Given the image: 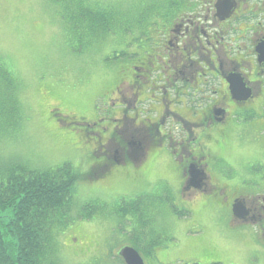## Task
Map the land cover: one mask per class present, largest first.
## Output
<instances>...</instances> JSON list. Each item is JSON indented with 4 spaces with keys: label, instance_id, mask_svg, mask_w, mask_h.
Returning <instances> with one entry per match:
<instances>
[{
    "label": "flooded vegetation",
    "instance_id": "af4514ba",
    "mask_svg": "<svg viewBox=\"0 0 264 264\" xmlns=\"http://www.w3.org/2000/svg\"><path fill=\"white\" fill-rule=\"evenodd\" d=\"M143 1L146 15L130 17L123 51L106 56L105 115L94 103L82 130L95 131L86 133L92 162L76 173L102 183L114 170L142 179L143 166L160 158L178 174V203L194 212L172 206L179 238L162 240L167 233L145 218L140 251L131 223L117 258L129 247L143 264H264V0ZM142 196L119 197L115 208ZM152 198L157 207L145 216L171 205Z\"/></svg>",
    "mask_w": 264,
    "mask_h": 264
},
{
    "label": "rangeland",
    "instance_id": "374dc122",
    "mask_svg": "<svg viewBox=\"0 0 264 264\" xmlns=\"http://www.w3.org/2000/svg\"><path fill=\"white\" fill-rule=\"evenodd\" d=\"M135 1L113 0L121 3V8ZM130 9L132 13L137 11L134 7ZM65 16L62 7L52 0H0V62L13 69L19 86L18 98L23 105L20 128L0 131V182L7 178L11 168L22 165L57 169L69 164L84 170L92 162L85 148L89 143L86 133L90 139L95 131L82 130H86L85 123L94 117V103L105 115L99 96L108 88L110 68L104 62L108 54L123 51L126 34L107 33L96 48L82 50L79 55L71 52L70 47L77 44L74 41L77 33L74 37L70 33L67 21L63 20ZM129 26L125 25L127 31ZM64 32H68V36ZM240 149L247 153V147ZM143 168L142 179L134 173L127 179L124 172L114 170L105 183L93 178L82 179L75 185L74 207L102 204V208L90 220L68 218L67 222L57 224L53 240L58 264L124 263L116 256L127 244L129 224L133 225L134 217L128 215L124 220L115 216L119 197H170L171 205H163L160 213H150L151 229L157 233L165 231L167 234L161 236L162 240H168L171 234L175 235L174 239L179 238L174 229L181 224L174 219L172 206L186 212L189 206L178 203L180 182L172 162L158 158ZM220 171L228 173L225 168ZM101 188L108 193L98 191ZM193 196L192 192L186 198ZM193 209L205 218L206 211L201 209L200 203L193 205ZM203 220L209 233L210 224L207 219ZM193 232L192 228L188 230V233ZM162 244L168 246L166 242ZM203 246L202 243L197 248ZM172 254L170 251L169 255ZM164 264L171 261L166 260Z\"/></svg>",
    "mask_w": 264,
    "mask_h": 264
},
{
    "label": "trees",
    "instance_id": "16d2710c",
    "mask_svg": "<svg viewBox=\"0 0 264 264\" xmlns=\"http://www.w3.org/2000/svg\"><path fill=\"white\" fill-rule=\"evenodd\" d=\"M52 1L66 13L63 20L67 21L73 37L77 33L74 39L77 44L70 49L79 55L82 50L96 48L107 33L124 35L129 17L141 16L140 12L132 13L130 8L141 12L144 9L143 0H137L127 8H121V3L113 0ZM142 14L146 15L145 12ZM18 91L13 69L0 62V131H15V127L19 129L21 126L23 105ZM79 179L82 178L69 164L46 170L22 165L8 171L7 178L0 182V264H58L53 240L57 224L67 222L68 218L90 220L102 208V204L73 206L75 185ZM145 199L151 203L147 205ZM117 207L115 216L119 219L125 220L128 215L134 217L136 236L131 241L140 251V245L136 246L135 242L136 238L139 242L142 240L140 233L147 218L143 211L146 207H157V200L142 196ZM147 214V223L150 224L151 215Z\"/></svg>",
    "mask_w": 264,
    "mask_h": 264
},
{
    "label": "water",
    "instance_id": "95a60500",
    "mask_svg": "<svg viewBox=\"0 0 264 264\" xmlns=\"http://www.w3.org/2000/svg\"><path fill=\"white\" fill-rule=\"evenodd\" d=\"M119 255L122 257L125 264H143L138 253L132 248L126 247L122 249Z\"/></svg>",
    "mask_w": 264,
    "mask_h": 264
}]
</instances>
